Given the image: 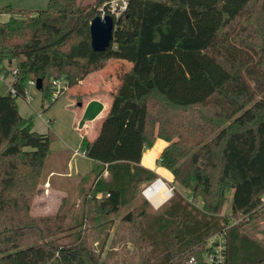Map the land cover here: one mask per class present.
<instances>
[{
  "label": "trees",
  "instance_id": "16d2710c",
  "mask_svg": "<svg viewBox=\"0 0 264 264\" xmlns=\"http://www.w3.org/2000/svg\"><path fill=\"white\" fill-rule=\"evenodd\" d=\"M110 1L50 0L38 11L0 8L10 17L0 22V73L18 68L17 94L0 95V264H103L86 230L60 243L69 229L70 199L53 215L33 214L49 175L52 137L33 130L17 100L27 99L29 83L40 80L45 102L53 96V80L75 87L112 58L133 66L98 136L83 137L94 162L82 179L94 178L84 223L110 214L101 208L91 216V201L111 193L104 202L116 201L119 211L158 178L142 166L157 138L168 143L162 166L204 205L196 207L179 191L155 214L148 201L133 205L122 220L134 226L144 249L140 264H191L192 257L194 264H207L206 241L264 207V0H129L115 19L112 45L95 51L90 22ZM230 191L231 215L222 216ZM229 235L224 264H237ZM252 264H264V257Z\"/></svg>",
  "mask_w": 264,
  "mask_h": 264
},
{
  "label": "rangeland",
  "instance_id": "374dc122",
  "mask_svg": "<svg viewBox=\"0 0 264 264\" xmlns=\"http://www.w3.org/2000/svg\"><path fill=\"white\" fill-rule=\"evenodd\" d=\"M49 1L0 0V8L10 5L15 9L29 11L45 10L49 5ZM128 63V68L133 66L132 62L128 61ZM9 76L6 77L7 81L10 80ZM0 90L8 94L10 92V88L1 77ZM77 92L80 93L81 98L74 93L67 92L62 94L56 101H54L52 96L44 102L43 93L39 90V87L29 84L27 87V99L19 98L17 104L21 115L26 119H32L35 131L51 134L50 160L59 157L61 158L59 165L68 166L69 164L74 172H90L94 166V162L85 155V150L82 146V135L84 132L89 131L88 129L92 124L99 129L102 120L100 119L102 110L101 104L89 100L90 95L85 91L78 89ZM162 142L163 139L157 138L153 146L146 149L145 158H149L150 163L158 168L155 171L159 176L173 183L171 171L164 168L161 164ZM151 149H153V152L149 155L148 150ZM175 186L181 194L188 195V191L182 186L177 183H175ZM40 189L39 194L34 199L32 212L34 215L38 213L53 215L58 206L63 202L56 195L50 194L48 184L41 185ZM89 190L90 182L88 181L87 183H83L80 192L76 193L77 197L74 198V201L76 205L80 204V207H75L69 215V220L66 221V227L69 229L65 234L60 235V243L68 244L73 242L78 235L77 233L86 230L89 246L97 255L99 254L101 263H142L145 255L144 249L140 247L138 237L134 232V226L123 221L122 216L132 207L140 205L143 201L147 200L141 195L137 202L133 204L134 206L131 205L119 211L116 201L110 200L104 202L103 199H100L98 202L91 201L88 208L90 214L99 210L101 211V208L105 210H117L118 213L105 214L106 217H102L97 222L84 223L82 214L83 204L86 193ZM233 194V191L229 192L222 216L231 215ZM167 205H164L159 210H155L149 203L147 210L155 214L162 211ZM241 220L243 222L240 225H231L233 230L230 235L228 234L229 239L232 238L233 241V261L237 262V264H252L264 257V207L259 210V213L254 218L250 220L243 217L237 219V221Z\"/></svg>",
  "mask_w": 264,
  "mask_h": 264
},
{
  "label": "crops",
  "instance_id": "0c3cea01",
  "mask_svg": "<svg viewBox=\"0 0 264 264\" xmlns=\"http://www.w3.org/2000/svg\"><path fill=\"white\" fill-rule=\"evenodd\" d=\"M9 18L10 17L8 14H2L0 15V22L1 23L7 22ZM127 64H129L127 60H124L121 58H112L104 67L98 69L97 71L87 76L84 80L80 81L77 86L72 87L70 91L68 92V93H74L75 95L81 98L82 96L80 95V93L77 92V90L79 89V90L85 91L88 95H90L89 100H92L93 102L101 104L102 112H101L100 119L102 120H101L99 129H97L96 126L94 127L92 124L91 127H89L88 129L89 131L83 133L82 135L83 137L85 136L90 140H94L98 136L103 119L108 114L111 108L113 97L117 89L119 88L120 84L122 83L123 79L127 75L129 69L132 67L131 66L130 68H128ZM6 66L9 67L8 64ZM4 82L9 87V81L5 80ZM39 90H41V88H39ZM0 94L3 96L8 95L7 92H1V90H0ZM41 134H46V133H41ZM83 137H82V141H83ZM161 144H162L161 147H162V152H163V150L168 145V143L163 140ZM152 150L153 149L148 150L149 155L153 152ZM145 152L147 153V151L146 150L144 151L143 158H142V166L154 171L158 175V173L156 172L158 168H156L155 166H153V164L150 163L149 158H145V155H146ZM60 159L61 158L58 157L56 159L54 158L50 160V157H49L48 162H47V167H46L48 168L49 166L47 170L49 175H48V178L45 184H48L49 186L48 190L50 194L56 195L58 198H60L62 202L66 198L71 199L70 202L73 204L71 212H73L75 207H80V204L76 205L74 201V198L77 197L76 193H79L81 187L83 186V183H87L88 181L90 182V188H91L94 182V178H90L86 181H83L82 179L86 177L88 173H90L89 171L74 172L71 169V166L69 164L68 166H64L63 164L59 165L61 161ZM76 174L77 176H75ZM171 176L173 177V180H174V175L172 174V172H171ZM158 177L164 179L162 176L158 175ZM168 183H172V182H168ZM173 183L175 184V182ZM61 205L58 206L57 210L60 208ZM105 211H109L110 212L109 215H111L115 213V211L117 210L107 209ZM98 212H100V210L94 213H91L90 215L93 217L97 216ZM36 215H45V214L38 213ZM68 220H69V216L67 218V221Z\"/></svg>",
  "mask_w": 264,
  "mask_h": 264
},
{
  "label": "built area",
  "instance_id": "2783aa9c",
  "mask_svg": "<svg viewBox=\"0 0 264 264\" xmlns=\"http://www.w3.org/2000/svg\"><path fill=\"white\" fill-rule=\"evenodd\" d=\"M129 0H111L110 2L106 3L103 7L100 8V16L105 17L107 15H111L114 19H119L127 10ZM10 80L9 81V88L10 92L13 95L17 94V91L13 84L17 80L18 75V68L16 66L10 67ZM0 77L2 80H7V76L4 73H0ZM31 86H36L37 83L31 81L29 83ZM53 98L56 101L62 94L69 92L71 89L70 84L64 78L53 80ZM86 155V154H85ZM178 191L174 183H168L164 179L158 177L152 183L144 186L142 189V195L144 198L151 204V206L155 210H159L161 207L166 205L175 195V192ZM160 193L164 194L163 201L156 205L152 198L155 195ZM111 193H106L102 195L101 198L106 201L111 197ZM188 202L192 203L198 208H202L204 205L203 199L201 197H195L192 193L188 192V195H184ZM239 221L237 219L233 220L230 225L225 226L221 231L212 235L206 241V249L207 252L205 254V263L207 264H224L227 260V247H228V234L231 228V225L238 224ZM196 262L195 258L192 257L190 259V263L194 264Z\"/></svg>",
  "mask_w": 264,
  "mask_h": 264
},
{
  "label": "water",
  "instance_id": "95a60500",
  "mask_svg": "<svg viewBox=\"0 0 264 264\" xmlns=\"http://www.w3.org/2000/svg\"><path fill=\"white\" fill-rule=\"evenodd\" d=\"M115 19L111 15L104 18L96 16L90 22L91 45L95 51H105L114 40ZM41 81L37 83V87L41 88Z\"/></svg>",
  "mask_w": 264,
  "mask_h": 264
},
{
  "label": "bare ground",
  "instance_id": "6f19581e",
  "mask_svg": "<svg viewBox=\"0 0 264 264\" xmlns=\"http://www.w3.org/2000/svg\"><path fill=\"white\" fill-rule=\"evenodd\" d=\"M164 199V194L163 193H160L158 195H155L154 198H152L153 202L158 205L160 204Z\"/></svg>",
  "mask_w": 264,
  "mask_h": 264
}]
</instances>
